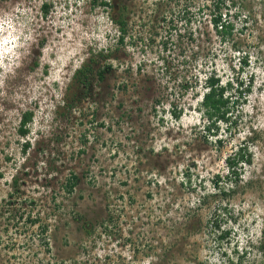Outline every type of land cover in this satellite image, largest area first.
Here are the masks:
<instances>
[{
  "label": "rangeland",
  "instance_id": "1",
  "mask_svg": "<svg viewBox=\"0 0 264 264\" xmlns=\"http://www.w3.org/2000/svg\"><path fill=\"white\" fill-rule=\"evenodd\" d=\"M126 3L120 43L92 0H0V264H264V0ZM91 56L89 87L58 110ZM211 72L242 97L208 134Z\"/></svg>",
  "mask_w": 264,
  "mask_h": 264
},
{
  "label": "trees",
  "instance_id": "2",
  "mask_svg": "<svg viewBox=\"0 0 264 264\" xmlns=\"http://www.w3.org/2000/svg\"><path fill=\"white\" fill-rule=\"evenodd\" d=\"M127 0H107L100 1L92 0L93 7H103L113 11L111 14V21L117 26L119 32L118 42L122 43L124 36L126 34L127 20L124 12L129 7ZM219 10V8H217ZM48 10L46 5H42V17H46ZM226 14L222 15L217 13L211 18L212 27L215 29V33L225 40L232 36L234 26L230 19H226ZM243 61V60H242ZM92 56L87 62L83 63L78 69H76L72 75L71 81L66 87V93L64 95L62 105L58 107V110H64L66 112H71L74 110L75 106L79 103L81 99V93L83 90L87 89L90 84V78L93 75L94 69L92 67ZM246 65V62H244ZM103 71L98 70L97 77L102 79ZM241 83L237 82L236 88L234 89L231 82H227L224 85L220 82L219 77L216 76L214 72L209 73L204 80L205 92L200 96L199 109L202 116L206 119L208 125L205 130L210 134L211 127H215L218 122H224L228 124L230 117V110L235 103H238V99L242 97V94L238 92ZM187 88V86H186ZM233 91V94L231 92ZM236 97L234 94H237ZM248 92V90L246 91ZM236 101L234 102L233 101ZM171 117L175 121L180 118V111L171 110ZM32 121V113L24 112L21 116L18 134L22 137L26 136L28 133L27 125ZM214 135V134H213ZM28 148V144L23 145V151L25 152ZM251 157L247 155L243 148L235 154L233 161L228 160L227 166L228 171L235 176V182L239 179V174L235 171L241 168L242 164H250ZM239 167V168H238ZM79 184V177L76 174H71L66 180L63 187V191L67 194H72L74 189ZM17 185L16 178L13 179L12 187L15 188ZM16 190V188H15ZM37 222L36 219L29 220L31 225Z\"/></svg>",
  "mask_w": 264,
  "mask_h": 264
}]
</instances>
